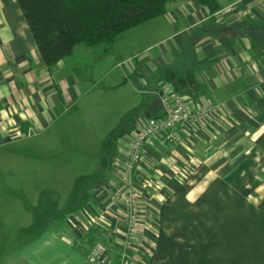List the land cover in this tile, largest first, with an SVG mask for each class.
<instances>
[{"label": "crops", "instance_id": "obj_1", "mask_svg": "<svg viewBox=\"0 0 264 264\" xmlns=\"http://www.w3.org/2000/svg\"><path fill=\"white\" fill-rule=\"evenodd\" d=\"M214 1L211 15L171 0L107 55L78 46L47 67L17 1L0 0V203L16 251L2 264H91L97 243L123 253L112 189L140 121L162 114L147 115L162 87L216 113L177 125L176 144L147 141L125 264H264V37L246 31L264 25V0ZM47 202L55 210L33 233Z\"/></svg>", "mask_w": 264, "mask_h": 264}, {"label": "trees", "instance_id": "obj_2", "mask_svg": "<svg viewBox=\"0 0 264 264\" xmlns=\"http://www.w3.org/2000/svg\"><path fill=\"white\" fill-rule=\"evenodd\" d=\"M16 1L42 62L52 67L70 57L78 46L99 47L107 55L120 35L164 17L171 0ZM197 1L208 7L211 15L219 10L214 0ZM246 31L255 40L264 37V25L248 26ZM115 256L114 262L120 254Z\"/></svg>", "mask_w": 264, "mask_h": 264}, {"label": "built area", "instance_id": "obj_3", "mask_svg": "<svg viewBox=\"0 0 264 264\" xmlns=\"http://www.w3.org/2000/svg\"><path fill=\"white\" fill-rule=\"evenodd\" d=\"M155 96L160 101L162 114L149 116L140 121L139 129L130 143L129 159L123 169L121 182L112 189L114 199L120 201L126 209L128 237L122 244L123 253L120 254L122 264H125L127 259L124 250L132 248L135 229L140 220L142 193L135 177L147 141L160 137L168 145L176 144L180 141L179 133L174 130L177 125L205 121L216 113L214 105L204 103L194 108L187 98L167 87H162ZM88 259L91 264H114L112 250L103 243H97L90 249Z\"/></svg>", "mask_w": 264, "mask_h": 264}, {"label": "rangeland", "instance_id": "obj_4", "mask_svg": "<svg viewBox=\"0 0 264 264\" xmlns=\"http://www.w3.org/2000/svg\"><path fill=\"white\" fill-rule=\"evenodd\" d=\"M88 48V47H86ZM148 98V97H147ZM115 99V98H114ZM59 161H57L58 163ZM60 164V163H59ZM1 174V177L3 180L6 179L7 176V170H4ZM7 189V186L4 185V189ZM5 195H7V191L4 192ZM19 203V202H16ZM37 214L40 215V220L37 222V224L33 228V233L35 231L41 229L43 226H45L49 221L44 218V215L50 214V212H54L55 204L53 202H47L45 204L38 205L37 207ZM7 210V203L1 202L0 203V264L4 263L7 258L15 254L16 251L13 250H7L6 243H9L10 238H8L9 234L7 233V224H6V214ZM33 235V234H31ZM16 236V235H15ZM13 239H15L14 235L12 236V242ZM11 242V243H12ZM20 242H15V246H18Z\"/></svg>", "mask_w": 264, "mask_h": 264}, {"label": "water", "instance_id": "obj_5", "mask_svg": "<svg viewBox=\"0 0 264 264\" xmlns=\"http://www.w3.org/2000/svg\"><path fill=\"white\" fill-rule=\"evenodd\" d=\"M161 109V104L158 98H156L153 103L149 106L147 115L149 116L152 112H154V109Z\"/></svg>", "mask_w": 264, "mask_h": 264}]
</instances>
